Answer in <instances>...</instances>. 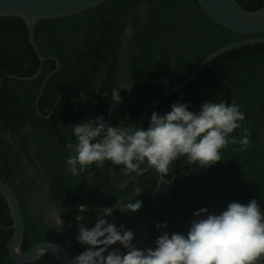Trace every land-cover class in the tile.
<instances>
[{
  "label": "trees",
  "instance_id": "1",
  "mask_svg": "<svg viewBox=\"0 0 264 264\" xmlns=\"http://www.w3.org/2000/svg\"><path fill=\"white\" fill-rule=\"evenodd\" d=\"M236 1L249 12L257 11L264 5V0ZM129 25L134 29L132 46L125 63L121 65L118 56L124 30ZM68 34L86 39L85 56L78 60L74 76H70L63 85L64 91L79 89L84 93L86 121L103 116L110 126L121 124L138 128L145 109L167 90L186 80L210 54L232 43L264 36V33L238 34L219 26L202 11L196 0H109L78 15L39 21L35 27L36 41L45 57L48 56L44 54L41 40L44 37L59 40ZM25 46L28 48L25 49ZM40 66V60L29 46L25 23L19 18L0 17V84L2 80L4 82L0 89V126L17 133L20 147L30 160L32 154L28 136L18 132L23 124L30 122L40 126L50 137L62 132L70 135L73 134L71 124L83 121L85 112L81 96L68 94L55 109L52 118L55 119L62 108L71 103L74 106L71 119L60 128L50 127L51 122L44 120L36 111L35 102L55 63L47 61L41 73L30 82L17 79L33 77ZM120 78L121 83L132 81L133 86L130 92L122 90L123 107L113 117L115 109L109 114L111 91L117 88ZM9 84L16 87L29 84L31 89L18 95L9 90ZM47 95L46 88L38 105L43 116H47L45 110L51 106L45 100ZM209 100L216 103L223 100L228 104L234 101L241 106L246 116L241 123L251 132V144L247 151H237L239 145L229 144L221 151L222 160L207 168L198 163L190 164L186 157L178 158L170 166V172L164 176L165 182L157 192V211L153 203L158 187L155 170L149 169L142 176L135 173L124 175L122 165H112L109 161H105L102 168L92 165L85 179L83 204L86 212L82 215L85 219L78 222L74 210L64 215L62 235L70 239V247L66 248L72 256L81 254L88 247L76 240L78 223L94 227L96 216L102 209L114 206L118 200L128 202L138 199L143 207L136 213H121L119 210L116 213L115 210L112 216L106 218L109 223L117 228L123 225L126 230H133L137 222L145 217L151 220L150 232L160 235L155 220L156 225L166 222L170 234H186L195 219L193 213L201 208H208L209 214H220L232 202L246 205L256 199L264 211V44L236 49L215 59L211 67L193 82L160 103L146 119L145 129L153 112L166 114L175 103L186 104L189 111L198 112ZM116 118L124 122L117 123ZM243 128L234 131L231 137L239 139ZM138 188L139 196L136 194ZM14 191L18 196L16 188ZM18 200L25 223L22 251L27 252L47 239L38 237L31 242L26 238L29 222L19 196ZM12 233L9 208L0 195V264H17L10 259L8 251ZM119 246L122 245L116 244L109 251H119ZM27 264L58 262L52 255L46 254Z\"/></svg>",
  "mask_w": 264,
  "mask_h": 264
},
{
  "label": "clouds",
  "instance_id": "2",
  "mask_svg": "<svg viewBox=\"0 0 264 264\" xmlns=\"http://www.w3.org/2000/svg\"><path fill=\"white\" fill-rule=\"evenodd\" d=\"M133 82L121 83L111 91L109 114L122 102L120 90L131 91ZM108 95V93H104ZM246 116L240 105L221 100L204 103L198 112L188 105L175 103L166 114L153 112L147 129L132 126H110L103 116H97L71 127L75 143L66 144L69 156L66 172L78 177L89 172L92 165L104 167V162L122 165L123 174L144 175L149 169L164 177L170 166L180 157L203 168L222 160L221 151L229 144L239 145L237 151H247L251 132L241 122ZM239 139L231 134L242 129ZM147 164L146 167L142 165ZM139 189L137 196H139ZM142 201L118 202L104 207L96 216L95 226L78 223L76 240L87 245L85 251L74 256L73 264H261L264 261V211L252 199L248 204L232 202L220 214H209L208 208L193 213L195 219L186 234L167 231V223L157 224L161 235L154 248L138 249L134 233L123 225L117 228L106 219L115 210L136 213ZM81 206L80 211H85ZM77 221L85 217L77 216ZM63 222L59 218L56 229ZM120 244L125 254L109 249Z\"/></svg>",
  "mask_w": 264,
  "mask_h": 264
},
{
  "label": "flooded vegetation",
  "instance_id": "3",
  "mask_svg": "<svg viewBox=\"0 0 264 264\" xmlns=\"http://www.w3.org/2000/svg\"><path fill=\"white\" fill-rule=\"evenodd\" d=\"M133 35L134 29L130 25L126 26L118 56V62L121 65L125 63L126 56L129 54ZM85 45V38L72 34L64 35L59 40H50L48 37H44L41 40L44 54L48 56L47 61L55 63L51 71V73H55L45 86V89H48V95L45 100L51 105L45 110L47 116L41 115L37 108L36 111L44 120L51 122V128H60L68 119H71L74 109L71 103H67L66 105L68 106L62 108L55 119L52 117L55 109L62 103L63 98L72 93L81 96L84 101L85 112L82 115L83 121L72 123L71 127L86 121L87 108L84 93L79 89L64 91L63 88L65 81L70 76H74V69L77 67L78 60L85 56ZM29 46L31 47L30 43ZM27 48L28 46H25V49ZM46 62L40 66L39 69L41 71ZM9 77L10 79H15L12 76ZM17 79L21 82H30L35 78L27 81L20 80V78ZM121 81L122 78L119 79L117 87L121 84ZM3 85L4 82L2 80L0 89L3 88ZM30 89L31 86L29 84L18 87L15 84H9V90L18 95H22ZM117 91H119L122 102L115 108L112 114L113 117L117 116L123 107V91L120 89H117ZM115 120L118 123L119 119L116 118ZM119 122L123 123L124 121L121 120ZM13 123L17 124L16 122ZM18 132L28 136L32 159L30 160L22 151L20 138L17 133L0 126V180L9 185V182H11L13 185L10 186L13 190L17 189V194L24 204V210L29 222V232L26 236L28 240L35 242L38 237H44L47 240L43 243H59L69 248L70 239L68 236L63 237L62 224L59 225L61 227L59 231L54 226L59 224V218L64 222V215H69L72 210H74L76 217L83 215L80 208L84 206L83 196L85 195L87 172L78 177L66 172V160L69 156L66 144L76 142L74 134L67 135L66 132H62L60 135L57 134L55 136L54 134L53 137H50L48 133H44L40 129V126H34L30 122L23 124ZM130 179L134 180L131 177ZM121 201L124 202V200ZM154 224L156 226V220ZM151 225V220L144 217L131 230L135 236L133 244L138 249L143 250L155 247V241L160 234L150 232ZM119 247L120 253L127 251L122 246Z\"/></svg>",
  "mask_w": 264,
  "mask_h": 264
},
{
  "label": "water",
  "instance_id": "4",
  "mask_svg": "<svg viewBox=\"0 0 264 264\" xmlns=\"http://www.w3.org/2000/svg\"><path fill=\"white\" fill-rule=\"evenodd\" d=\"M107 1L109 0H0V17L19 18L25 23L28 30L29 43L40 60L41 65H43L48 58L42 54L36 41L35 27L38 22L42 20L63 19L78 15L90 9L97 8ZM196 1L202 11L206 13L211 20L231 32L243 35L264 33V5L257 11L249 12L244 10L236 0ZM258 44H264V36L235 42L210 54L186 80L176 85L174 88L167 90L145 109L139 119V128L145 129V121L149 114L165 99L193 82L206 68L211 67V63L215 59L227 52ZM56 61L58 62V60ZM40 71L41 69H39L38 73L33 77L20 78V80H32L39 75ZM54 73L55 72L47 76L37 97L36 108L38 112V101L43 94L46 84ZM163 182H165V178L161 177L158 173V187L156 188V193L153 195V203L156 211L157 206L155 201L157 192ZM0 195L4 198L12 219L13 233L8 245V251L10 259L13 262L27 264L37 261L46 254H50L55 258L58 264H73L72 258L74 256H72L64 245L59 243H40L29 251L23 252L22 246L25 235V223L18 197L13 188L3 180H0Z\"/></svg>",
  "mask_w": 264,
  "mask_h": 264
},
{
  "label": "rangeland",
  "instance_id": "5",
  "mask_svg": "<svg viewBox=\"0 0 264 264\" xmlns=\"http://www.w3.org/2000/svg\"><path fill=\"white\" fill-rule=\"evenodd\" d=\"M126 252H123V253H121V254H125Z\"/></svg>",
  "mask_w": 264,
  "mask_h": 264
}]
</instances>
